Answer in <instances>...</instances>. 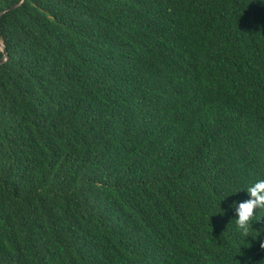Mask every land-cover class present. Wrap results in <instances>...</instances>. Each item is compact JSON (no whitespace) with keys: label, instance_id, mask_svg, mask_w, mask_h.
<instances>
[{"label":"trees","instance_id":"obj_1","mask_svg":"<svg viewBox=\"0 0 264 264\" xmlns=\"http://www.w3.org/2000/svg\"><path fill=\"white\" fill-rule=\"evenodd\" d=\"M0 42V264H264L230 207L264 180V0H25Z\"/></svg>","mask_w":264,"mask_h":264},{"label":"clouds","instance_id":"obj_2","mask_svg":"<svg viewBox=\"0 0 264 264\" xmlns=\"http://www.w3.org/2000/svg\"><path fill=\"white\" fill-rule=\"evenodd\" d=\"M248 199L241 202H233L230 207L235 214V223L244 233L251 226L254 209L264 208V180H258L245 190Z\"/></svg>","mask_w":264,"mask_h":264},{"label":"water","instance_id":"obj_3","mask_svg":"<svg viewBox=\"0 0 264 264\" xmlns=\"http://www.w3.org/2000/svg\"><path fill=\"white\" fill-rule=\"evenodd\" d=\"M24 1H25V0H22L19 4L14 5V6H11V7H9V8L4 9L3 11H1V12H0V19H1V17H2L5 13H7V12H9V11H13V10H15L16 8H18L19 6H21V4H22ZM0 50L3 52V58L0 60V65H2V64H4V63L7 61V59H8L6 49H5L4 45L2 44V42H0Z\"/></svg>","mask_w":264,"mask_h":264}]
</instances>
